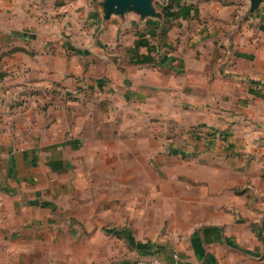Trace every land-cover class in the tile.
<instances>
[{
  "label": "crops",
  "instance_id": "0c3cea01",
  "mask_svg": "<svg viewBox=\"0 0 264 264\" xmlns=\"http://www.w3.org/2000/svg\"><path fill=\"white\" fill-rule=\"evenodd\" d=\"M158 1L166 23L131 12L116 16L115 25L123 32L131 29L137 39L132 58L109 63L89 87L109 97L130 87L127 96L147 91L157 100L163 95L165 103L179 93L195 96L203 122L231 126L227 142L240 162L212 168L220 181L202 183L198 192L181 185L179 205L153 201L147 214L108 226V208L123 207L118 200L124 191H138L141 172L155 170L111 166L105 169L109 181H87L93 155L87 137L70 111L64 117L54 105L47 109L50 118L27 113L22 120L0 123V195L8 215L0 225V264H134L140 257L179 264H264V167L257 166L264 163V2L252 13L249 0ZM113 17L103 19L98 0H0V56L11 58L19 50L25 58L34 51L43 57L46 47L58 55L64 26L107 32ZM145 25L155 34L168 29L169 38L147 34L140 42ZM166 49L177 58H156ZM6 91L0 92L5 95L0 110L12 107L6 100L13 90ZM256 144L263 146L256 149ZM109 152L117 160L119 152ZM81 175L84 182L77 181ZM204 187L219 193L207 194ZM209 197L216 200L209 204ZM143 223L149 226L138 225Z\"/></svg>",
  "mask_w": 264,
  "mask_h": 264
},
{
  "label": "rangeland",
  "instance_id": "374dc122",
  "mask_svg": "<svg viewBox=\"0 0 264 264\" xmlns=\"http://www.w3.org/2000/svg\"><path fill=\"white\" fill-rule=\"evenodd\" d=\"M113 18L115 21L110 23L107 32L101 27L95 29L92 26L91 30L83 31V28L78 27L67 30L64 26L60 45L55 47L58 55H51L50 51L53 49L46 47L45 52H49L43 57H36L34 51L25 58V54H21L19 50L11 58L3 59L0 56V92L6 94V90H13V94L6 100L12 107L0 110V123L10 124L11 121L22 120L27 113L35 116L43 114V118L47 119L50 118V111L47 109L54 105L55 110H60L64 117L70 111V118L79 121L80 132L87 137L89 151L92 150L93 153L87 166L91 172L87 181H109L105 169L111 166L124 168L131 164L155 170L150 174L141 172L138 191H124L122 199L118 200L124 203L123 207L108 208V223L105 224L108 226L127 222L126 218L133 216L132 214H147L148 206L153 201L161 204L168 201L170 205H179V195L180 192L183 193L181 185H186L190 190L197 189L198 192L200 184H217L220 181L212 174V168L226 166L234 161L240 162L234 151L236 148L230 147L227 142L231 126H216L213 119L203 122L200 119L203 118L202 113L195 107V96L187 97L179 93L173 99L169 97L165 103L163 95H159L157 100V97L148 95L147 91L143 96H127L126 92H130V87H124L121 96L111 97L89 87L90 80L94 81V76L104 73L109 63H117L121 58H132V40H137L132 36L134 32L131 29L123 32L115 25L117 17ZM60 23L62 25V20ZM147 25L139 29V33L143 35L140 38L144 39L140 42L148 38L147 34L153 37L159 33L161 38H169L168 29L155 34L151 32L153 24H150V31L147 30ZM162 41V45L167 42ZM167 50L159 52L156 58H177L175 53L172 55ZM67 52H70L69 56ZM148 52L149 49L144 55L147 56ZM37 71L43 75H37ZM38 76H41L40 80ZM92 84L96 85L95 81ZM4 94L0 93V101L5 97ZM167 103L171 106L170 109ZM25 106H32L33 110L25 112ZM35 106L39 110L36 111ZM99 142H102L101 146ZM262 146L255 145L256 149ZM103 150L108 153L104 152L106 155L100 159L99 153ZM113 150L119 152L117 160H113V153L109 152ZM122 150L126 153L129 151L130 155L125 153L126 159L120 152ZM212 151L220 153L214 154ZM83 164L86 165L87 160L80 164L81 171ZM257 166L263 168L264 163L259 162ZM201 172L203 179H200ZM122 177L128 178L126 173ZM77 181L84 182L85 178L83 175L78 176ZM203 190L207 194L216 192L206 187ZM212 200L216 199H210L209 204L214 202ZM139 204L140 208H137ZM115 218L120 221H109ZM132 225L134 226L133 223ZM138 225L149 226L147 223ZM155 227L157 228L156 224Z\"/></svg>",
  "mask_w": 264,
  "mask_h": 264
},
{
  "label": "water",
  "instance_id": "95a60500",
  "mask_svg": "<svg viewBox=\"0 0 264 264\" xmlns=\"http://www.w3.org/2000/svg\"><path fill=\"white\" fill-rule=\"evenodd\" d=\"M250 12L259 10L264 0H249ZM98 5L104 20H109L112 16L122 18L127 13H136L141 20H156L167 22L165 12L159 5L158 0H98Z\"/></svg>",
  "mask_w": 264,
  "mask_h": 264
},
{
  "label": "built area",
  "instance_id": "2783aa9c",
  "mask_svg": "<svg viewBox=\"0 0 264 264\" xmlns=\"http://www.w3.org/2000/svg\"><path fill=\"white\" fill-rule=\"evenodd\" d=\"M8 218L6 204L3 196L0 195V225L6 223ZM134 264H179L177 261H164L158 257H140L137 258Z\"/></svg>",
  "mask_w": 264,
  "mask_h": 264
}]
</instances>
